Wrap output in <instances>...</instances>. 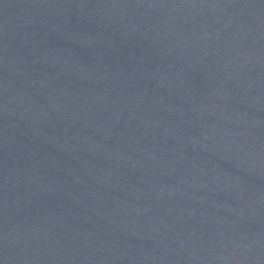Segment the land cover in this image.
Here are the masks:
<instances>
[{"label":"water","instance_id":"obj_1","mask_svg":"<svg viewBox=\"0 0 264 264\" xmlns=\"http://www.w3.org/2000/svg\"><path fill=\"white\" fill-rule=\"evenodd\" d=\"M264 122V0H0V264H223Z\"/></svg>","mask_w":264,"mask_h":264}]
</instances>
